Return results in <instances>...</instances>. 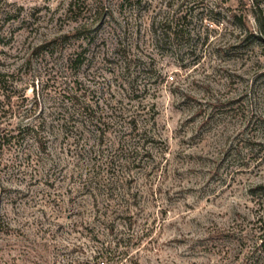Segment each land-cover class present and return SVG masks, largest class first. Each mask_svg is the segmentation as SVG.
<instances>
[{"label": "rangeland", "instance_id": "rangeland-1", "mask_svg": "<svg viewBox=\"0 0 264 264\" xmlns=\"http://www.w3.org/2000/svg\"><path fill=\"white\" fill-rule=\"evenodd\" d=\"M264 0H0V264H264Z\"/></svg>", "mask_w": 264, "mask_h": 264}, {"label": "trees", "instance_id": "trees-1", "mask_svg": "<svg viewBox=\"0 0 264 264\" xmlns=\"http://www.w3.org/2000/svg\"><path fill=\"white\" fill-rule=\"evenodd\" d=\"M262 33H264V31H261ZM2 215L0 212V231L5 230V226L4 223L2 221ZM264 228V227H263ZM263 238H261L264 242V233L262 234ZM95 256L93 257V259L95 260V264H105V262L110 258V252L107 249L104 248H99L98 250H95Z\"/></svg>", "mask_w": 264, "mask_h": 264}]
</instances>
